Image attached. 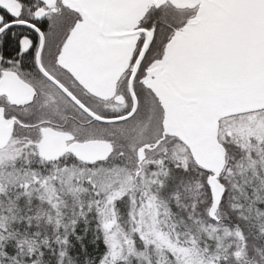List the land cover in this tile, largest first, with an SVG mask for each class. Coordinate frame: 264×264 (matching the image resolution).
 <instances>
[{
    "label": "snow or ice",
    "instance_id": "snow-or-ice-1",
    "mask_svg": "<svg viewBox=\"0 0 264 264\" xmlns=\"http://www.w3.org/2000/svg\"><path fill=\"white\" fill-rule=\"evenodd\" d=\"M0 264H264V0H0Z\"/></svg>",
    "mask_w": 264,
    "mask_h": 264
}]
</instances>
